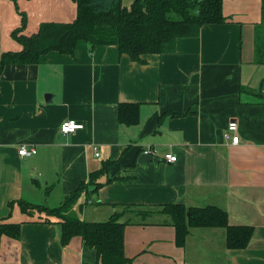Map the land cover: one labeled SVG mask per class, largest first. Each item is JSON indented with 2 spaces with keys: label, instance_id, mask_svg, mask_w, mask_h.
Returning <instances> with one entry per match:
<instances>
[{
  "label": "crops",
  "instance_id": "crops-1",
  "mask_svg": "<svg viewBox=\"0 0 264 264\" xmlns=\"http://www.w3.org/2000/svg\"><path fill=\"white\" fill-rule=\"evenodd\" d=\"M20 13L30 36L41 23L71 22L76 5L0 0L1 52L21 50L11 37ZM222 13L224 23L203 25L198 36L177 39L173 53L144 55V63L115 46L79 41L74 55L53 51L37 64L4 67L0 219L22 223L18 240L2 238L0 264H99L81 237L62 246L58 225L28 221L8 205L23 199L56 207L81 183L72 212L92 222L124 213L128 264H264V64L254 62L261 0H222ZM121 103L139 105L137 124L118 121ZM67 119L83 128L62 134ZM231 121L237 144L223 138ZM22 145L36 153L19 156ZM146 147L158 164H139ZM168 153L176 162H165ZM167 204L219 207L229 225L253 227L252 239L230 250L224 229L193 228L178 247L169 217L159 213Z\"/></svg>",
  "mask_w": 264,
  "mask_h": 264
},
{
  "label": "trees",
  "instance_id": "trees-1",
  "mask_svg": "<svg viewBox=\"0 0 264 264\" xmlns=\"http://www.w3.org/2000/svg\"><path fill=\"white\" fill-rule=\"evenodd\" d=\"M72 1L76 5V15L71 22L41 23L37 32L30 36L22 34L26 17L20 13L21 24L11 32V37L21 45V50L0 51V76L8 65L37 64L40 57L49 52L74 55L79 41L88 43L91 48L115 46L120 54L144 63L142 56L173 53L177 39L196 37L203 25L226 21L222 0H134L129 7L124 6L122 0ZM254 62L264 64V0H261V21L255 26ZM138 108V104H119L118 121L128 126L137 124ZM96 174L90 173V181ZM99 186L96 184L93 192ZM85 188L86 184L81 183L56 207L23 199L11 201L8 205L10 209L17 207L28 221L33 219L32 222L58 225L62 246L79 236L86 246L96 251L99 264H128L123 247L124 228L128 224V221L121 220L124 213H114L106 221L92 222L81 220L72 212ZM159 213L169 217L178 247L184 246L193 228L224 229L225 247L230 250L244 249L252 239L253 227L229 225L227 213L216 206L199 208L167 204ZM21 223L0 219V244L2 238L18 240Z\"/></svg>",
  "mask_w": 264,
  "mask_h": 264
},
{
  "label": "built area",
  "instance_id": "built-area-1",
  "mask_svg": "<svg viewBox=\"0 0 264 264\" xmlns=\"http://www.w3.org/2000/svg\"><path fill=\"white\" fill-rule=\"evenodd\" d=\"M82 128H83L82 123H78L72 119L64 120L59 125V131L64 135L73 134L76 131L81 130ZM237 129H238V125H237L236 121L229 122L224 133H223L224 140L230 141L232 144H237L239 141V136L236 134ZM35 153H36L35 148L27 149L23 145L20 146L18 149V155L22 156V157H30V156L34 155ZM141 154L142 155H150V156L154 157L155 150L150 148V147H146V148L142 149ZM95 155L98 156L97 151H95ZM164 160L167 163H174V162H176L177 157L174 154L168 153V154L164 155Z\"/></svg>",
  "mask_w": 264,
  "mask_h": 264
},
{
  "label": "water",
  "instance_id": "water-1",
  "mask_svg": "<svg viewBox=\"0 0 264 264\" xmlns=\"http://www.w3.org/2000/svg\"><path fill=\"white\" fill-rule=\"evenodd\" d=\"M139 164L145 166L150 162H153L155 165L158 164V159L150 155H141L138 159Z\"/></svg>",
  "mask_w": 264,
  "mask_h": 264
}]
</instances>
